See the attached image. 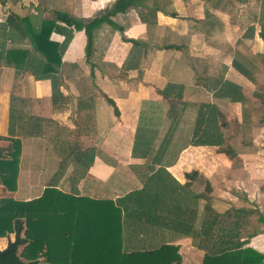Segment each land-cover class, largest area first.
Returning <instances> with one entry per match:
<instances>
[{
	"label": "crops",
	"instance_id": "obj_1",
	"mask_svg": "<svg viewBox=\"0 0 264 264\" xmlns=\"http://www.w3.org/2000/svg\"><path fill=\"white\" fill-rule=\"evenodd\" d=\"M113 3L0 0V147L9 137L20 142L10 196L29 200L53 186L112 200L123 247L172 244L178 264H201L211 241H222L192 240L208 206L224 242L257 233L243 246L264 254L255 248L264 242V0H146L93 22L88 55L84 31H73L48 77L4 63L13 45L32 53L26 38L13 42L10 13L33 25L55 10L90 20ZM205 128L221 135L222 150L191 143ZM7 193L0 185V196ZM12 239L0 237V249Z\"/></svg>",
	"mask_w": 264,
	"mask_h": 264
},
{
	"label": "trees",
	"instance_id": "obj_2",
	"mask_svg": "<svg viewBox=\"0 0 264 264\" xmlns=\"http://www.w3.org/2000/svg\"><path fill=\"white\" fill-rule=\"evenodd\" d=\"M144 1L146 0H114L105 14L90 20L77 19L66 12L55 10L52 18L41 19L36 25L31 24L26 16L20 18L10 13L7 24L19 35L16 37L17 41L13 40V42L17 44L19 39L26 38L32 53L38 52L39 58L30 55L32 53L28 49L13 45L5 50L4 63L16 70L28 71L35 78L48 77L57 72L62 52L73 31H84L85 54L88 55L91 44L89 29L93 22L105 19L110 14L123 12L129 7L142 8ZM140 16L142 19V14ZM52 32L62 35V41L51 40ZM259 36L264 43V23H261ZM130 41L132 44L136 42ZM209 122L214 128L213 119ZM205 130L196 134L191 143L215 145L218 146L219 151L222 150L225 143L221 135ZM7 140V145L0 147V185L8 192L0 196V237L13 234V239L8 240L0 249V264H178L180 262L177 247L172 244L163 243L152 249L127 250L123 247L121 210L112 200L74 196L63 193L53 186L45 187L37 198L24 201L13 199L10 193L16 187L20 142L10 137ZM226 150L225 152L231 151L227 145ZM218 221L216 212L209 211L206 206L200 230L192 235V240L195 241L197 237L200 241L207 238L210 232L207 228L205 231L204 223L206 227L214 229L217 228L215 225ZM218 231H216L217 238L222 241L214 244L211 239L212 247L205 248L206 252L203 254L201 264H264L263 253L243 246L246 238L241 241L238 238L235 241L226 239L228 241L224 242V238H220L225 232L218 233ZM199 247L202 245L199 244Z\"/></svg>",
	"mask_w": 264,
	"mask_h": 264
},
{
	"label": "rangeland",
	"instance_id": "obj_3",
	"mask_svg": "<svg viewBox=\"0 0 264 264\" xmlns=\"http://www.w3.org/2000/svg\"><path fill=\"white\" fill-rule=\"evenodd\" d=\"M55 6V5H54ZM13 10V9H12ZM16 11H17V13L19 14V15H24V14H26L27 13V11H25V10H17L16 9ZM52 15V14H51ZM53 17V16H52ZM96 25H98V24H96ZM91 27H92V29H93V27H95V24L94 23H92L91 24ZM90 41H92V39H90ZM260 79L262 80V78H264V74L263 73H261L260 74ZM20 85V84H19ZM261 139H263V141H264V136L261 138ZM228 143V142H227ZM264 145V143H262V145L261 146H263ZM230 149L232 150V147H230ZM37 167H40V166H38V165H36ZM58 167H60V166H58ZM58 167H57V169H55L56 171H58ZM36 171L38 170V171H41V170H43V168H41V169H35ZM44 171V170H43ZM40 177V176H39ZM35 178V177H34ZM41 179H42V175H41ZM38 186H40V185H38ZM214 186V185H213ZM215 186H217V185H215ZM202 187H203V185H201L200 187H199V190H201L202 189ZM230 187V186H229ZM229 187H228V189H229ZM232 188L233 189H237L235 186H232ZM205 189V188H204ZM203 189V190H204ZM213 189V188H212ZM215 191L216 192H218V190L217 189H215ZM238 191H240V190H238ZM252 209V208H251ZM249 218H251L250 219V222H252L253 224V226L255 225V224H257V222L255 221L256 220V214L255 213H251L250 214V216H249ZM252 225L250 224L249 226H247V229H251L252 228ZM228 228V230L229 229H231V226L229 225V227H227ZM215 229V228H214ZM213 229V230H214ZM217 233V232H216ZM216 233H213L212 232V234H211V232H210V236H211V239H214V240H218V238H217V235H216ZM232 234V233H231ZM240 234H241V232H240ZM242 234H243V236H245V238L248 240V238H253L254 236H256L257 235V233H253V232H242ZM252 236V237H251ZM223 239V238H222ZM249 239V240H250ZM255 248H257L258 250H260V251H262V252H264V242L262 241L261 243H256L255 244Z\"/></svg>",
	"mask_w": 264,
	"mask_h": 264
}]
</instances>
